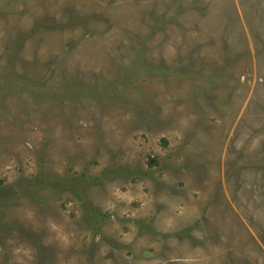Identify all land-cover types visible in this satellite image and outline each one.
<instances>
[{
	"label": "rangeland",
	"instance_id": "1",
	"mask_svg": "<svg viewBox=\"0 0 264 264\" xmlns=\"http://www.w3.org/2000/svg\"><path fill=\"white\" fill-rule=\"evenodd\" d=\"M0 264H264V0H0Z\"/></svg>",
	"mask_w": 264,
	"mask_h": 264
}]
</instances>
